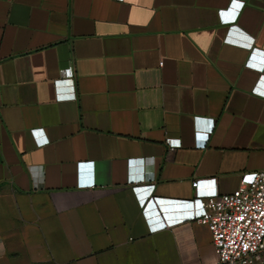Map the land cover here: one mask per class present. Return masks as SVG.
<instances>
[{"label": "crops", "instance_id": "0c3cea01", "mask_svg": "<svg viewBox=\"0 0 264 264\" xmlns=\"http://www.w3.org/2000/svg\"><path fill=\"white\" fill-rule=\"evenodd\" d=\"M262 169L264 0H0V264H220Z\"/></svg>", "mask_w": 264, "mask_h": 264}, {"label": "built area", "instance_id": "2783aa9c", "mask_svg": "<svg viewBox=\"0 0 264 264\" xmlns=\"http://www.w3.org/2000/svg\"><path fill=\"white\" fill-rule=\"evenodd\" d=\"M204 183L211 188L202 189ZM192 186L200 208L195 219L207 225L218 262L264 264V169L244 173L228 193H218L213 177L193 180Z\"/></svg>", "mask_w": 264, "mask_h": 264}]
</instances>
